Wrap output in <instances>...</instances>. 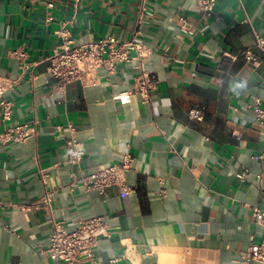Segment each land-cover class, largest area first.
<instances>
[{"label": "crops", "instance_id": "0c3cea01", "mask_svg": "<svg viewBox=\"0 0 264 264\" xmlns=\"http://www.w3.org/2000/svg\"><path fill=\"white\" fill-rule=\"evenodd\" d=\"M47 15L44 2L0 0V76L19 79L7 93L12 119L0 132L33 122L38 132L25 143L0 142V203L28 205L49 191L52 217L69 232L80 220L105 217L96 264H241L263 237L252 214L264 211V128L255 120V108L264 109V59L254 36L264 38V0H217L207 19L198 0H82L76 11L73 0H55L49 22ZM68 23L78 44L140 32L152 52L143 68L159 81L150 102L113 99L134 90L137 62L99 70L92 85L55 90L48 59ZM19 49L26 60L14 54ZM243 50L261 63L246 62ZM198 105L201 122L189 118ZM69 125L85 151L79 167L67 162ZM126 154L134 158L128 197L118 187L106 197L81 184L69 189L73 178ZM51 232L44 210L0 209V264H62L42 253Z\"/></svg>", "mask_w": 264, "mask_h": 264}, {"label": "built area", "instance_id": "2783aa9c", "mask_svg": "<svg viewBox=\"0 0 264 264\" xmlns=\"http://www.w3.org/2000/svg\"><path fill=\"white\" fill-rule=\"evenodd\" d=\"M32 3L44 2L48 10L46 21L49 22L51 11L55 7V0H29ZM74 10L82 0H73ZM217 0H198L199 11L203 18H210L214 15ZM145 9L139 12L137 18V27L139 28L145 17ZM183 28L187 30L186 21L180 19ZM64 24L56 32L60 43L55 49L53 55L48 59V71L54 79V88L59 92H64L66 87L73 83H80L89 86L97 82L99 70L105 69L108 74H113L116 68L121 64L137 62L141 69L140 76L136 79L135 88L131 92L120 94L113 99L116 102L127 104L130 102L132 94L139 95L144 104L150 102V94L155 91L159 83L154 72L145 70L144 62L149 60L152 52L144 43L138 40L140 32L135 33L131 40L123 41L118 38L108 37L98 41H91L82 44L76 43L70 37V32ZM256 47L262 53L264 59V38L254 33ZM14 54L21 61L26 60L27 53L22 50H16ZM242 55L246 62L258 66L261 61L249 50H243ZM23 70L28 67L22 65ZM34 76L31 74V79ZM19 82V79H10L0 76V122L8 123L13 115V103L7 98V93L11 91ZM205 107L198 105L189 112V118L193 121H203ZM255 120L258 125L264 128V109L257 106L255 108ZM70 137L66 141L67 162L79 167L81 166L85 151L81 143L76 138L77 129L73 125L67 127ZM36 123L31 125L21 124L6 126L0 132V142L8 145L11 142L25 143L37 135ZM263 158V155L260 156ZM134 158L126 154L115 164L99 168L95 172L82 177L73 178L69 189L73 191L76 185L81 184L86 192L94 191L100 196L106 197L107 190L112 187H118L121 196L128 197L132 192L131 188L124 182L128 172L133 170ZM247 171L239 175V178H245ZM43 184L47 183V173L40 170ZM5 207H17L25 212L44 210L51 217L52 232L49 238V245L42 253L46 254L52 261L62 264H96V249L100 238L107 233V219L105 217H93L87 220H80L76 229L69 232L63 223L54 221L53 214V196L46 191L42 198L35 203L18 206L15 204H2L0 209ZM253 220L262 226L263 237L256 246H251L247 251L241 254V264H264V211L258 207L253 209Z\"/></svg>", "mask_w": 264, "mask_h": 264}]
</instances>
